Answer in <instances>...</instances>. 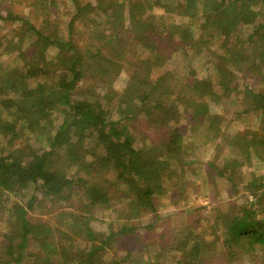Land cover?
Masks as SVG:
<instances>
[{
	"label": "trees",
	"instance_id": "obj_1",
	"mask_svg": "<svg viewBox=\"0 0 264 264\" xmlns=\"http://www.w3.org/2000/svg\"><path fill=\"white\" fill-rule=\"evenodd\" d=\"M64 1L71 8L62 23ZM255 1L0 0V27L8 26L0 46L16 60L0 67V211L15 214L18 227L0 233V264H264V126L218 134L214 121L223 115L211 107L243 94L246 108L228 116L253 111L264 125V86L255 88L264 85V17ZM25 36L30 42L21 48ZM173 60L185 73L159 70ZM204 66L215 82L201 74ZM121 72L125 85L115 89ZM98 91L115 96L121 121L109 119ZM139 119L146 132L136 128ZM205 119L233 150L220 166L208 162V174L233 190L243 185L254 199L240 209L196 207L180 232L159 233L151 255L108 256L113 238L138 227L127 222L155 212L156 194L184 191L193 150L182 125L202 128ZM39 132L46 147L24 138ZM39 205L51 206L53 223L31 220ZM202 208L207 215H197ZM106 212L124 224L103 221Z\"/></svg>",
	"mask_w": 264,
	"mask_h": 264
},
{
	"label": "rangeland",
	"instance_id": "obj_2",
	"mask_svg": "<svg viewBox=\"0 0 264 264\" xmlns=\"http://www.w3.org/2000/svg\"><path fill=\"white\" fill-rule=\"evenodd\" d=\"M120 2H124L125 0H118ZM66 4L59 5L58 9L59 12L62 14L64 12V18L61 19V22L64 23L66 19V11L68 12L71 8V3L69 1H64ZM256 7L258 12L261 13V17H264V3L260 0H256ZM127 8V3L125 4V9ZM148 11L154 10L156 13H161L156 8L149 7L147 8ZM24 11V5L19 8V11ZM173 17L172 15H170ZM168 17V16H167ZM170 17V18H171ZM262 19V18H261ZM64 25V24H62ZM53 28V27H52ZM8 30V26L0 27V36L6 33ZM61 33L65 35L64 26H61ZM12 34L6 38L4 41L10 40ZM29 37H24L21 40V44L19 45L21 48L27 46L30 42ZM15 38L12 39V43H14ZM216 42H212L210 47L214 49L216 47ZM10 47V46H9ZM9 49L8 47L0 46V67L7 65L12 66L16 64L14 54H7L6 50ZM140 54V53H139ZM174 58V56H173ZM179 59L177 56L176 59ZM177 59V60H178ZM177 60H173L170 64H165L161 70H170L174 71L175 75H181L179 73H185L186 68L183 64L176 62ZM201 64H205L206 62L203 59H200ZM200 67V72L203 74L205 70L206 73L209 72L210 78L215 82L217 79V75H215L214 71ZM127 79V74L125 72H121L119 76L116 78L114 82V88L120 89L125 85ZM252 82V81H251ZM251 82H249L251 84ZM263 84H260L258 81L256 82L257 87H263ZM259 89V88H258ZM100 95H103V99L100 101L103 103V106L108 111L109 119L112 121H121L123 118V113L118 111L117 101L115 100V96L110 95V97L105 96V91H98ZM100 96V98H101ZM90 97V96H89ZM243 94L231 92L229 95H224L218 103H213L212 108L216 109L217 113L221 112L222 117L217 118L214 121L213 127L217 128L220 132L215 129H208L209 125H207V119L203 121L204 126L201 128L195 127L196 125H192L190 123H185L182 125V132L185 135V143L190 145V149L193 150L192 153L186 157L185 161L187 162L186 168V176H187V184L185 185V189L183 192H178L179 186H176L174 191L165 192L164 194H156L154 198V202L156 203V210L154 213H149L143 217L142 220H136L132 222H127V224L131 223L136 225V230L132 233H123L117 239L113 238L110 247L108 248L107 255H124L128 251L132 249H140L145 253V255H151V253L155 252L159 248L158 241L160 240L161 235L159 233L162 231L169 236L170 229L181 231V228L184 225L185 220L190 217L191 214L195 213V208L201 205L206 206L208 211H212L210 209H214L213 207H218L220 210L224 211L228 206H231L235 209H240L241 207L245 206L248 201L254 199L251 193L246 190L243 185H238L236 190L231 189L230 185L225 182L220 177L218 178L216 172H212V174H208L209 169L207 168L208 162H212L217 166L222 165V162L226 160L230 156V149L232 150V145L228 144L227 139L228 137L221 136V142H218V137H214V134L218 132L221 133L223 130L225 131L226 127L229 130L226 131H235L236 129H246L251 128L253 131H259L263 128L262 123L256 124L255 120V113L253 111H248L247 113L239 112L238 119L235 118L234 113L228 116L227 112L230 113L233 111L235 107H239L241 110L244 107L243 103ZM246 106V105H245ZM182 113L179 115V117ZM53 118L59 119L58 116L55 114ZM238 120V121H237ZM59 121V120H58ZM58 121H55L53 125H57ZM141 119L136 123V128L140 129L141 131H145L147 127L143 124L144 122ZM180 121L182 122L183 119L181 117ZM264 129V128H263ZM150 131V130H148ZM146 132V131H145ZM27 142L32 144L34 147L43 148L47 146V134L45 133H37L31 134L26 133L24 137ZM23 138V139H24ZM23 141V140H22ZM240 147V144L237 143ZM234 147V146H233ZM234 149V148H233ZM233 151V150H232ZM228 156V157H227ZM246 175V174H245ZM246 179V177H245ZM247 180V179H246ZM180 180L179 182H181ZM215 191L214 196H210L208 194L211 193V190ZM209 191V192H208ZM187 197V198H186ZM15 199L14 197H12ZM19 199L18 197L15 199ZM11 200V199H10ZM8 204H5L6 207L11 206V201ZM14 201V200H13ZM250 203V202H249ZM1 206V205H0ZM119 206L116 205V208ZM51 206H42L39 205L31 212H29V217L31 220L34 221L36 219H42L47 221L48 223H53L55 217L52 215ZM11 211H0V233L5 234H14V231L18 230V227H13L14 223L17 222L16 215L12 214L10 217ZM54 213V212H53ZM204 216L207 215V211L204 209H200L197 211V215ZM101 219L108 221V219L113 223V227L117 228V225L124 224L125 220H120L117 218V215L112 212H106L105 214H101ZM103 220V221H104ZM213 220V219H212ZM193 221V220H191ZM194 222V221H193ZM214 222V221H213ZM107 223V222H106ZM151 225V227H149ZM95 229H102L105 230L106 224L105 223H96L94 225ZM167 231H166V230ZM165 234V235H166ZM163 235V237H165ZM1 241V240H0ZM29 242L27 244V250L30 249ZM127 251V252H125ZM137 253L129 254V261L133 262L132 259H137ZM143 258V257H142ZM237 264H246V259L243 261H237ZM23 264H27L26 261ZM219 264V263H218Z\"/></svg>",
	"mask_w": 264,
	"mask_h": 264
}]
</instances>
